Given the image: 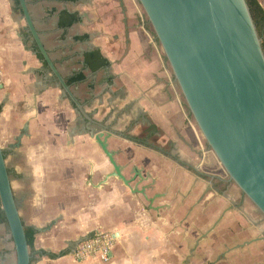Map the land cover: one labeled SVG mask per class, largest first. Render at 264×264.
<instances>
[{"label": "crops", "instance_id": "1", "mask_svg": "<svg viewBox=\"0 0 264 264\" xmlns=\"http://www.w3.org/2000/svg\"><path fill=\"white\" fill-rule=\"evenodd\" d=\"M259 1L264 8V0ZM26 2L42 42L66 82L85 74L83 81L68 84L83 112L95 121L91 128L116 133L109 142L117 150V163L126 166L133 161L159 174L161 180L155 190L147 191L148 196L165 190L168 177L171 187L163 201L148 202L139 191L133 192L134 184L138 189L147 186L138 179L131 186L115 178L100 188L88 183L89 162L94 164V183L113 166L84 131V123L90 125L91 121L77 111L47 62L39 57L20 1L0 0V67L4 74L0 142L35 249L47 254L67 252L56 258L38 257L31 264H260L264 243L242 254L224 248L240 243L238 236H210L208 241L183 236L195 220L201 227L215 223L224 208L222 201L214 197L215 190L204 194V184L193 173L126 138L141 134L144 123L150 121L159 128L156 144L163 146L172 140L184 159L195 162L198 157L188 148L202 139L196 123L188 120L180 86L139 0ZM64 11L76 13L78 21L63 27L60 17ZM95 47L109 60L107 68L92 71L85 66L84 54ZM20 134L23 137L18 140ZM133 172L130 167L123 170L127 178H133ZM170 199L176 201L178 225L170 219ZM161 202H167L168 208ZM97 232H108L115 239L110 261L75 260L70 255L75 244ZM12 240L11 236L5 238L0 249L2 264L16 263Z\"/></svg>", "mask_w": 264, "mask_h": 264}, {"label": "water", "instance_id": "2", "mask_svg": "<svg viewBox=\"0 0 264 264\" xmlns=\"http://www.w3.org/2000/svg\"><path fill=\"white\" fill-rule=\"evenodd\" d=\"M19 1L38 51L60 82L64 94L74 102L78 112L87 116L46 50L26 0ZM139 2L208 146L230 179L264 215V47L248 1ZM87 119L91 121V117ZM91 135L113 170L94 183V164L89 162L91 177L88 183L100 188L111 178L127 186L137 178L146 181L135 171L133 178L124 175L125 166L117 163L116 151L109 149L108 139L113 132L91 130ZM22 137L20 134L18 140ZM133 187V192H138V185ZM0 200L14 242L16 264H31L25 225L1 142Z\"/></svg>", "mask_w": 264, "mask_h": 264}, {"label": "flooded vegetation", "instance_id": "3", "mask_svg": "<svg viewBox=\"0 0 264 264\" xmlns=\"http://www.w3.org/2000/svg\"><path fill=\"white\" fill-rule=\"evenodd\" d=\"M111 78L114 79V77ZM188 109L189 108L187 106V112H189L188 117H190L192 114ZM94 122L95 121H91L90 125H88V122L84 123V131H86L94 140L95 138L91 135V130L94 132L103 131L105 133L111 131L113 132V135L110 138L116 136V133L113 130H98L91 128V125L95 124ZM153 125L154 124H152L150 121L145 122L142 133L137 136L128 134L126 135L127 140L132 144H136L137 146L152 149L157 154L162 155L164 157L163 159L176 163V165H178L180 168L193 173L197 178V181H200L204 184V194H208L212 190H215L214 197L220 199L223 203L224 208L215 223L213 222L207 227H201V224L195 220L193 224L189 226L188 230H186L187 235L183 233V236H199L198 239H200V241L203 239L205 240L207 237L208 241L210 236H238L241 238L240 243L236 244V246H233L232 248H227V246L224 245V248L225 250L233 249L239 251L242 254H245L243 250H249L253 245L264 243V215L259 209L254 208L255 205L253 202L241 191L235 182L230 179L219 160L211 151L203 135L201 141L196 142L198 143L197 146L191 144V146L188 148V150L198 157L197 161L195 162L191 159H184L182 152H180L178 149L177 143L172 140H169V142L163 146L156 144L155 140L158 138L156 136H158L159 128H157V126L154 127ZM110 138L108 139V142ZM100 149L102 150L101 147ZM109 149L111 150L110 142ZM115 151L117 154V150ZM129 167L131 170L138 172L139 175L142 173L141 179H146V181H141L137 178L140 183L147 182V186L139 185L140 187L138 191L144 196V198H146V200L148 199V202L154 201L156 199H161V201H163V199L168 196L171 190L170 177H168L169 183L165 190L157 191L153 196H148L147 191L152 190V188L155 190L157 184L160 182L161 179L159 174L153 172L150 168L144 167L143 165H134L133 161L128 162V164L125 166V169ZM9 173L11 174L10 170ZM204 194L202 195V200L205 197ZM184 197L185 196H181V199ZM160 205L165 206V208H168L169 206L167 202H161ZM175 205L176 201H172V199H170V219L175 220L178 225L180 219H177V212L174 213ZM202 211H204V209ZM228 217L231 218V223L229 225L227 224L230 219ZM256 262L257 261H255V263ZM257 263L264 264V259L258 261Z\"/></svg>", "mask_w": 264, "mask_h": 264}, {"label": "trees", "instance_id": "4", "mask_svg": "<svg viewBox=\"0 0 264 264\" xmlns=\"http://www.w3.org/2000/svg\"><path fill=\"white\" fill-rule=\"evenodd\" d=\"M247 1L251 8V12L255 20V23L257 25L259 34L262 37L263 47H264V8L259 2V0H247ZM77 21H78V15L76 13H69L67 11H64L60 17V24L63 27H70ZM38 55L41 59H43V56L40 52H38ZM109 63H110L109 60L101 53V50L98 47L91 49L84 56L85 66L90 68L92 71H98L102 68H106L107 66H109ZM84 79H85V74L79 73L73 77L72 82H68V83L69 84L73 82L77 83V82L83 81ZM109 83L110 84L113 83V78H109ZM1 225H5L7 227L9 234H11L10 227H9L6 215L2 209V204L0 200V226ZM25 231H26V237L28 240V244L30 247L31 263H33L38 257L48 255L50 258H56L59 255L67 254V252H63L60 254H54V253L47 254L43 250H36L34 247V238L32 236V231L28 228H26Z\"/></svg>", "mask_w": 264, "mask_h": 264}, {"label": "built area", "instance_id": "5", "mask_svg": "<svg viewBox=\"0 0 264 264\" xmlns=\"http://www.w3.org/2000/svg\"><path fill=\"white\" fill-rule=\"evenodd\" d=\"M4 74L0 67V84ZM114 237L108 232H97L94 236L79 242L71 251L70 255L77 261H86L97 258L102 263L111 259Z\"/></svg>", "mask_w": 264, "mask_h": 264}, {"label": "rangeland", "instance_id": "6", "mask_svg": "<svg viewBox=\"0 0 264 264\" xmlns=\"http://www.w3.org/2000/svg\"><path fill=\"white\" fill-rule=\"evenodd\" d=\"M259 2H260V1H259ZM189 119H190V121H192V122L194 121V123H195V120H194V118H193L192 115L189 117ZM13 164H14V163H13L12 161L9 162V165L14 167ZM12 178H13L15 184H16V187L18 188V189H17V192L21 194V192L19 191V182H18V180L15 179L14 176H13ZM254 208L258 209L256 206H254ZM5 236H6V237H5ZM8 236H11V234H9V232H8V230H7V227H6L5 225H1V226H0V249H1L2 246L4 245L5 238H7ZM0 263H1V260H0ZM1 264H2V263H1ZM3 264H4V263H3Z\"/></svg>", "mask_w": 264, "mask_h": 264}]
</instances>
